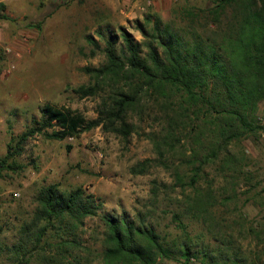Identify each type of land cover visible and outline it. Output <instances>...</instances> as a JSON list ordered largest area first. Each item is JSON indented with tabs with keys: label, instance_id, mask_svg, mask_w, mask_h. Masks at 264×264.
I'll use <instances>...</instances> for the list:
<instances>
[{
	"label": "trees",
	"instance_id": "16d2710c",
	"mask_svg": "<svg viewBox=\"0 0 264 264\" xmlns=\"http://www.w3.org/2000/svg\"><path fill=\"white\" fill-rule=\"evenodd\" d=\"M188 14L182 27L152 14L137 20L142 41L123 26L109 33L104 61L83 67L91 81L75 89L81 97H98L97 115L89 119L77 109L44 104L38 118L11 135L0 158V167L17 168L15 157L35 134L64 139L100 126L129 141L136 129L133 118L152 116L158 128L148 137L155 156L137 161L130 172L143 174L152 166L169 172L171 184L152 179L151 204L162 188L179 189L183 199L172 219L180 233L168 238L157 231L149 219L152 208L138 210L134 217L125 211L120 216L99 213L102 204L85 188L62 190L52 183L38 189L31 216L6 247L13 264L31 259L41 264H157L161 258L182 264H192V259L199 264H264V217L251 221L240 213V222L233 221L255 245L241 253L234 223L216 216L219 201L227 206L235 197L224 196V187L219 194L207 177L211 165L223 178L240 173L241 158L232 144L264 131L257 117L264 100V0H213ZM8 18L0 12V19ZM89 41L99 46L92 36ZM189 117L199 123L189 127ZM250 200L247 196L245 202ZM95 216L102 222L93 237L96 246L82 236L86 218Z\"/></svg>",
	"mask_w": 264,
	"mask_h": 264
},
{
	"label": "rangeland",
	"instance_id": "374dc122",
	"mask_svg": "<svg viewBox=\"0 0 264 264\" xmlns=\"http://www.w3.org/2000/svg\"><path fill=\"white\" fill-rule=\"evenodd\" d=\"M212 1L0 0V12L9 16L0 19V158L6 153L11 135L21 133L33 117L38 118L44 104L77 109L89 119L97 115L98 97H81L75 89L91 81L83 67L104 61L102 49L109 33H118V27L123 26L142 41L135 27L137 20L152 14L182 27L189 21V10L205 9ZM89 36L95 39L97 48ZM257 117L264 125V100L258 104ZM138 119L133 118L136 129L129 141L100 126L64 139L35 134L15 157L17 168L0 167V264H13L6 247L16 240L19 226L31 216L38 189L52 183L62 190L85 188L102 204L99 213L120 216L125 211L134 217L138 210L152 208L149 219L157 231L168 238L180 233L172 219L178 200L183 199L179 189L162 188L155 204H151L152 179L171 184L169 172L160 166H152L143 174L130 172L137 161L155 156L148 133L158 128V122L152 116ZM190 119L189 127L199 123ZM231 149L241 158L240 173L223 178L214 165L207 168V177L213 179L218 193L224 187V196L235 197L227 206L219 201L216 216L230 225L240 222V213L251 221L263 219L264 131L236 141ZM247 196L250 202H245ZM193 226L201 229L197 223ZM84 228L82 236L92 244L102 229L99 216L86 218ZM233 233L241 253L254 249L253 240L236 222ZM29 264L41 262L31 259ZM157 264L182 263L161 258ZM192 264L199 263L192 259Z\"/></svg>",
	"mask_w": 264,
	"mask_h": 264
}]
</instances>
